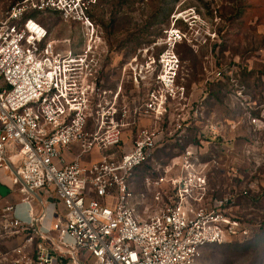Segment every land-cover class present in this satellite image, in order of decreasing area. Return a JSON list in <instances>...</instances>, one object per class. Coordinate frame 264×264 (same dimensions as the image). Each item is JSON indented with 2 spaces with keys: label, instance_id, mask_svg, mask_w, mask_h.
<instances>
[{
  "label": "built area",
  "instance_id": "obj_1",
  "mask_svg": "<svg viewBox=\"0 0 264 264\" xmlns=\"http://www.w3.org/2000/svg\"><path fill=\"white\" fill-rule=\"evenodd\" d=\"M90 2L17 0L0 20V170L11 169V187L38 199L2 207L0 264H199L207 246L252 238L228 214V197L209 200V161L193 146L144 177L158 211L146 218L137 211L134 172L165 133L145 128L133 147L114 153L125 111L96 86L109 48L86 14ZM35 12L82 24V43L52 38ZM168 37L182 38L177 30ZM178 63L173 54L170 68ZM164 111L161 103L158 117ZM92 152L105 154L80 160Z\"/></svg>",
  "mask_w": 264,
  "mask_h": 264
},
{
  "label": "rangeland",
  "instance_id": "obj_2",
  "mask_svg": "<svg viewBox=\"0 0 264 264\" xmlns=\"http://www.w3.org/2000/svg\"><path fill=\"white\" fill-rule=\"evenodd\" d=\"M16 1L0 0V20ZM86 14L109 48L96 86L110 90L119 112L125 111L117 117L122 143L114 153L133 147L145 128L165 133L148 169L134 172L137 211L145 218L158 211L144 177L193 146L199 157L210 159L209 200L228 197V214L254 235L245 242L207 246L198 263L264 264V0H91ZM32 16L52 38L82 43V24L52 12ZM171 30L181 34L176 43L168 37ZM57 47L71 48L64 42ZM173 54L179 63L171 69ZM161 103L165 111L158 117ZM102 154L80 160L88 163ZM14 176L11 169L0 170V211L5 201L38 200L21 186L11 187Z\"/></svg>",
  "mask_w": 264,
  "mask_h": 264
},
{
  "label": "trees",
  "instance_id": "obj_3",
  "mask_svg": "<svg viewBox=\"0 0 264 264\" xmlns=\"http://www.w3.org/2000/svg\"><path fill=\"white\" fill-rule=\"evenodd\" d=\"M192 143H197V141L195 140V141H193ZM199 143V142H198ZM166 144V143H165ZM180 145V144H179ZM181 146V145H180ZM184 148V147H183ZM157 149V148H156ZM179 155V154H178ZM175 156H177V155H175ZM174 156V157H175ZM173 158V157H172ZM172 158H170V159H172ZM202 158V160H205V161H210V159H208V158H206V157H201ZM170 159H168L165 163H167ZM147 163H145L144 165H142V167H145V168H147L148 169V167H147V165H146ZM141 167V168H142ZM141 168H140V170H141ZM150 174H152V171L151 172H149ZM211 193V192H210ZM253 237H254V235H253ZM252 237V238H253ZM252 238H250V239H252ZM250 239H245L244 241H240V242H245V241H247V240H250Z\"/></svg>",
  "mask_w": 264,
  "mask_h": 264
},
{
  "label": "crops",
  "instance_id": "obj_4",
  "mask_svg": "<svg viewBox=\"0 0 264 264\" xmlns=\"http://www.w3.org/2000/svg\"><path fill=\"white\" fill-rule=\"evenodd\" d=\"M16 163V162H15ZM1 200V199H0ZM6 203H8L9 204V202L8 201H5Z\"/></svg>",
  "mask_w": 264,
  "mask_h": 264
}]
</instances>
